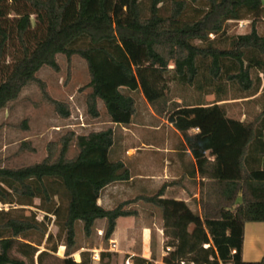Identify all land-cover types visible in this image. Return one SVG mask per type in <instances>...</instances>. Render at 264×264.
I'll return each instance as SVG.
<instances>
[{
	"label": "trees",
	"instance_id": "1",
	"mask_svg": "<svg viewBox=\"0 0 264 264\" xmlns=\"http://www.w3.org/2000/svg\"><path fill=\"white\" fill-rule=\"evenodd\" d=\"M262 12V0H0V110L36 84L57 116L68 119L69 104L49 99L37 74L43 67L58 72L57 56L78 57L88 76L79 89L85 115L109 123L86 134L66 131L47 144L38 163L0 166V205L19 207L16 217L0 210V264H35L34 256L42 264L47 254L58 264H92L87 252L78 262L71 257L80 248L76 224L88 239L96 221L104 220L106 243L117 219L137 214L130 206L139 201L161 212L168 249L162 264H264V257L242 259L245 224L264 223V106L248 122L227 118L217 101L165 106L170 81L215 95L227 86L244 97L255 95L264 83V34L256 28ZM247 18L249 32L227 36L229 21ZM253 69L261 76H253ZM136 94L180 135L181 149L194 161L192 175L206 179L199 183V212L165 198V186L112 209L98 204L106 187L130 178L108 153L112 126H128L137 115ZM208 150L215 156L211 166ZM34 201L43 219L55 218V234L27 211ZM59 246L63 258L54 257ZM111 257L100 253L99 264H110ZM133 264L149 263L134 258Z\"/></svg>",
	"mask_w": 264,
	"mask_h": 264
},
{
	"label": "rangeland",
	"instance_id": "2",
	"mask_svg": "<svg viewBox=\"0 0 264 264\" xmlns=\"http://www.w3.org/2000/svg\"><path fill=\"white\" fill-rule=\"evenodd\" d=\"M192 16L193 12L190 11L187 13L188 18ZM250 21L251 18L240 21H229L227 23L226 30L227 36L245 34L249 32ZM239 22H242L241 25ZM256 28L260 34H264V12H262L259 17ZM210 38H214V35L210 36ZM57 61L59 64L58 72H54L49 68L43 67L38 72L37 77L43 82L44 92L49 99L69 104L71 109L70 117L65 120L59 118L54 111L53 105L48 100L43 98L41 91L36 84H31L24 88L17 100L9 103L6 108L0 110L1 167L19 168L40 162L47 155V144L57 141V139L64 135L66 131H73L76 135H78L86 134L91 131H99L109 126L106 124V119L104 117L98 120H91L85 115V106L82 100L83 93L79 92V89L88 80L85 63L78 57H73L67 61L64 57L57 56ZM252 75L256 76L255 74ZM261 90L264 91V84L261 85ZM261 94L264 95V92ZM218 96L219 95H215L210 91H193L191 88L184 87L176 82L170 81L169 93L166 98L167 104L165 106L174 101L186 105H193L196 102L209 105L216 101L218 102ZM220 96L227 101L239 100L244 97L242 94L236 92V90L231 86H227L226 91L221 93ZM135 97L137 100V115L135 120L137 123L139 122L142 125H133L132 128L140 126H144L145 128L141 135H139V140L146 143H155L160 146H174L178 142L179 138L170 126L167 125L165 118L162 115L156 114L154 110L155 116L150 115V113L147 112L148 108H146V104L143 102L142 96L136 94ZM260 98H255L252 101L257 105L255 107L256 109H254V106H251V109H254V112L258 110L260 111L262 104H264V102H262L261 106L258 107L259 104H257L256 101ZM231 105H235V108L240 111L242 102L240 100L232 103ZM236 116H239V118L243 121H247L253 115L250 113L249 115ZM148 127H157L159 130L156 132H150L147 129ZM115 129H118V127H115ZM124 144H139V141L132 139L131 137H126L124 139ZM74 153L75 149L71 147L68 156L71 157ZM133 195L134 194H131L130 190H127L125 198L133 197ZM37 204L38 201H34L33 207H26L27 211L31 210L36 213L37 220L44 221L47 231L55 234L57 231L55 218L49 215L46 216L47 218L43 219V212L35 208ZM141 204L142 203L137 205L141 207ZM1 209L9 210L12 217H16L19 213V207L17 206L7 207L0 205V210ZM156 210L160 213L158 208H156ZM140 219L141 221H139V223L150 226L155 223V220L158 219L159 221L158 215L155 216V213H153L150 217V219H152L151 224L148 223L149 217L147 215H141ZM121 221L122 220L118 221L117 225H119ZM152 227L155 229L154 226ZM75 231L78 246L85 247V249L98 248L99 243L101 245V241L103 242V233L101 234L102 236H100L101 238L97 239L96 237L98 236L96 231L93 232V238L95 240L90 238L85 239L82 233L81 223L76 224ZM30 239L35 242L39 239V237L35 235ZM145 245L146 247L148 246L149 253L151 255L156 254V241L153 234L150 235L149 242ZM103 246H105V242L102 244V248L104 249ZM142 248L143 245L139 236L138 250L141 251ZM37 249L38 251H43V245ZM82 252H87L90 255L89 250ZM13 254L21 257L17 252H13ZM160 254L161 249L159 250L158 247L157 258L160 257ZM54 257L63 258V247H58ZM71 257L76 262L80 261V257L77 256V252L72 254ZM34 261L35 264H37L36 256H34ZM42 264H58V262L56 259L47 254L42 258ZM92 264H99V262H92ZM110 264L121 263L119 259L111 257Z\"/></svg>",
	"mask_w": 264,
	"mask_h": 264
},
{
	"label": "crops",
	"instance_id": "3",
	"mask_svg": "<svg viewBox=\"0 0 264 264\" xmlns=\"http://www.w3.org/2000/svg\"><path fill=\"white\" fill-rule=\"evenodd\" d=\"M262 3H264V0H262ZM251 74L260 76L261 71L259 69H253ZM262 92L264 91L261 90L260 86L255 95L229 101L221 98L219 94L220 97L218 96L219 99L217 104L224 109L227 118L243 121L236 115L244 116L251 113V115L254 116L258 113L259 110L254 112L257 105L252 101L262 96L256 101L257 104H259L258 107H260L261 103L264 102V95L261 94ZM142 100L146 104V108H148L147 112L155 116L153 109L145 102L143 97ZM240 100L242 105L240 106V111H238L235 105L231 104ZM251 106H254L253 110ZM262 106H264V104H262ZM252 117L243 122L250 121ZM106 124L109 125L107 122ZM133 125L142 124L139 122L137 123L134 119L133 123L128 126L113 125L114 143L108 153V159L110 161H120L124 164L129 171L130 178L126 182H119L106 187L98 199V204L105 209H112L119 203L137 196L152 195L161 187L165 186V198L184 201L193 212H199V183L200 181H206V179H201L197 171H195L194 176L192 175L194 161L188 150L184 151L181 149L179 145L181 139L180 135L167 123L179 139L172 147L160 146L155 143H146L139 140L138 137L145 128L144 126L132 128ZM115 127H118V129H115ZM147 129L150 132L159 130L157 127H148ZM126 137L138 140L139 144L125 145L124 139ZM206 157L209 162L208 166H211L215 158V156L211 154V150L206 152ZM127 190H130L131 194H134L133 197L125 198ZM140 203H142L141 207L137 205ZM130 209H134L137 214L131 217L117 219L115 230L108 242H106L107 244L105 243V246H103L104 249H107L109 241L113 240L117 243L119 253L110 254L115 259H119L121 264H123L124 259L128 255L132 256V261L134 258H140L146 260L149 264H162V258L168 249H164L165 238L162 230L161 212L158 213L155 207L141 201L132 204ZM153 213H155V216L158 215L159 221L157 219L154 224H151L152 219H150V217ZM141 215H147L149 217L148 223L151 224V226L139 223V221H141ZM120 220L122 221L119 226L117 224ZM152 226H154L155 229H153ZM104 228V220L96 221L94 231L97 232V239L101 238L100 236L102 235H99V233L102 234ZM151 233L154 235L156 241L155 255H151L148 246L146 247L145 245L146 243L148 244L150 235H152ZM139 236L143 245L141 251L138 250ZM90 239H94L93 234ZM103 243L104 241H101V245L99 243L98 248L85 249V247H80L76 251L77 256L79 257V254L85 250H104L102 248ZM158 247L159 250L161 249L159 258H157ZM262 257H264V223H246L244 226L242 259L246 262H256L260 261Z\"/></svg>",
	"mask_w": 264,
	"mask_h": 264
},
{
	"label": "built area",
	"instance_id": "4",
	"mask_svg": "<svg viewBox=\"0 0 264 264\" xmlns=\"http://www.w3.org/2000/svg\"><path fill=\"white\" fill-rule=\"evenodd\" d=\"M240 25L242 22H239ZM212 36V34L209 35V37ZM99 235H101V233H99ZM210 244H203V248L204 249H207L209 248ZM90 252V261L91 263L92 262H99L100 260V253L102 252H106V253H119L118 251V247H117V243L115 241H109V245L107 247V249H104V250H89ZM208 260L209 261H212L213 258L208 255L207 256ZM123 264H133V261H132V256L131 255H128L124 261H123ZM179 264H194L192 261H188V262H185V261H181ZM210 264V263H209ZM218 264H221L220 262H218Z\"/></svg>",
	"mask_w": 264,
	"mask_h": 264
}]
</instances>
